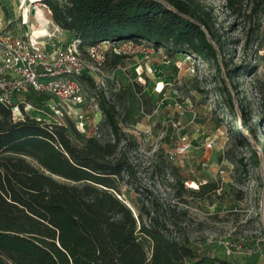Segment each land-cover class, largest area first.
Here are the masks:
<instances>
[{
    "label": "trees",
    "instance_id": "16d2710c",
    "mask_svg": "<svg viewBox=\"0 0 264 264\" xmlns=\"http://www.w3.org/2000/svg\"><path fill=\"white\" fill-rule=\"evenodd\" d=\"M37 3L49 10L56 26L84 45L148 42L156 49L167 48L169 57L185 52L216 64L227 110L237 117L222 66L229 79L246 69L230 68L225 59L220 63L226 42L217 33L212 10L201 0ZM225 7L234 16L250 19L252 33L260 29L261 18L257 23L251 19L264 16V0H225ZM120 59L115 55L113 64ZM259 91L264 120V80ZM101 100L104 123L116 138L113 143L80 133L69 118L61 124L29 116L14 121L10 110L0 105V264H238L210 256L182 238L177 230L181 214L175 209L168 217L147 207L136 214L120 198L131 166L119 150V115L104 97ZM43 101L38 99L40 105ZM172 134L171 125L166 142ZM220 190L217 183H205L194 193L201 202L213 196L212 202L221 207Z\"/></svg>",
    "mask_w": 264,
    "mask_h": 264
},
{
    "label": "rangeland",
    "instance_id": "374dc122",
    "mask_svg": "<svg viewBox=\"0 0 264 264\" xmlns=\"http://www.w3.org/2000/svg\"><path fill=\"white\" fill-rule=\"evenodd\" d=\"M39 1L0 0L1 42L22 36L36 18L41 24L50 21L48 9ZM201 1L212 10L217 33L226 42L220 63L225 59L230 68L246 69L229 79L222 66L237 117L227 110L216 64L185 52L169 57L167 48L156 49L148 42L131 46L105 42L104 79L97 87L98 78H89V90L104 97L119 115V150L131 166L121 184V198L136 214L147 207L168 217L175 209L181 214L177 230L192 246L238 264H264V120L259 91L264 80V16L251 19L253 23L261 18L260 29L252 33L250 19L232 15L225 0ZM30 7H38L36 18L26 15ZM115 51L121 57L116 65ZM47 98L30 97L34 109L27 116L47 124L63 123L38 103ZM171 125L173 134L166 142ZM95 131L105 143L115 142L104 122L87 132ZM183 137L190 146L188 153L176 156ZM205 183L222 187L221 207L212 202L213 196L205 202L196 197L194 191Z\"/></svg>",
    "mask_w": 264,
    "mask_h": 264
},
{
    "label": "built area",
    "instance_id": "2783aa9c",
    "mask_svg": "<svg viewBox=\"0 0 264 264\" xmlns=\"http://www.w3.org/2000/svg\"><path fill=\"white\" fill-rule=\"evenodd\" d=\"M26 11V15L34 11L36 18L38 7ZM68 37L53 21L41 24L36 18L22 36L0 41V105L10 110L14 121H23L34 109L30 97L46 96L42 106L49 107L55 117L71 119L80 133L105 143L97 131L87 132L106 118L101 99L89 90L88 82L96 76L94 84L101 87L108 45H84ZM109 44L137 45L131 41ZM189 147L187 138H181L176 156L188 153Z\"/></svg>",
    "mask_w": 264,
    "mask_h": 264
},
{
    "label": "crops",
    "instance_id": "0c3cea01",
    "mask_svg": "<svg viewBox=\"0 0 264 264\" xmlns=\"http://www.w3.org/2000/svg\"><path fill=\"white\" fill-rule=\"evenodd\" d=\"M48 14H49V20L52 21V19H51V14H50L49 11H48ZM66 36H70V34L66 32Z\"/></svg>",
    "mask_w": 264,
    "mask_h": 264
},
{
    "label": "water",
    "instance_id": "95a60500",
    "mask_svg": "<svg viewBox=\"0 0 264 264\" xmlns=\"http://www.w3.org/2000/svg\"><path fill=\"white\" fill-rule=\"evenodd\" d=\"M32 14H34V11L32 12Z\"/></svg>",
    "mask_w": 264,
    "mask_h": 264
},
{
    "label": "bare ground",
    "instance_id": "6f19581e",
    "mask_svg": "<svg viewBox=\"0 0 264 264\" xmlns=\"http://www.w3.org/2000/svg\"><path fill=\"white\" fill-rule=\"evenodd\" d=\"M39 12V11H38ZM188 57V56H187Z\"/></svg>",
    "mask_w": 264,
    "mask_h": 264
}]
</instances>
